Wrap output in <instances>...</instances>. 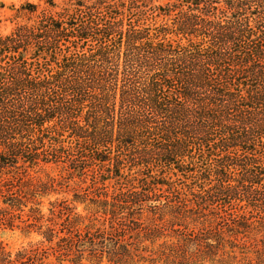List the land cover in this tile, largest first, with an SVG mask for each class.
<instances>
[{"label": "trees", "instance_id": "16d2710c", "mask_svg": "<svg viewBox=\"0 0 264 264\" xmlns=\"http://www.w3.org/2000/svg\"><path fill=\"white\" fill-rule=\"evenodd\" d=\"M121 2L0 35V225L40 236L0 241V264H264V0H174L169 23L125 27Z\"/></svg>", "mask_w": 264, "mask_h": 264}, {"label": "rangeland", "instance_id": "374dc122", "mask_svg": "<svg viewBox=\"0 0 264 264\" xmlns=\"http://www.w3.org/2000/svg\"><path fill=\"white\" fill-rule=\"evenodd\" d=\"M54 6H50L49 4L45 3L44 0H0L2 7H0V35H7L11 33L14 28L19 24H33L38 19V15L40 12L44 11L46 14H50L53 18H57V20L64 22V26L67 28L75 27L79 24L80 20L84 18L93 17L95 20L100 21L101 16L106 18V14L100 10H96L91 14L85 15L83 12L78 11H65V8L68 0H53ZM96 0H83L86 4L94 3ZM121 6L119 7V11L122 13V21L121 24L125 27L127 23H133L138 18L142 16H148L147 20L144 22L139 19V24H162L165 22H170V17L174 16V12L169 15H165L163 13V8L167 3H172L174 0H121ZM26 2L33 3L37 5V9L34 13H19L16 15V10ZM159 5L162 6V9L158 12H152L150 8L151 6ZM178 8L179 6L185 8V4L183 2L177 3ZM27 11V10H26ZM64 13V14H59ZM110 15V14H108ZM154 15V16H153ZM135 22V23H138ZM121 26V25H120ZM10 75V73H9ZM0 80H2V76L0 75ZM63 143L66 144L68 137L64 135ZM51 158L56 160L57 162H49L46 163L42 169L37 173L41 179H45V175L48 174L50 176H57L59 170L61 169V165H63V153L60 151H55L52 153ZM92 177V172L88 171L86 175L87 181ZM65 182H69V184L74 186L75 182H79L78 177H73L72 179L67 178ZM70 188V187H69ZM72 197V191H61L60 193H51L48 197L42 198V212L47 211V207L49 206L48 201L58 199H67L70 201ZM75 211L81 214H84L85 211L83 209V204L76 202L75 203ZM40 239V236L36 232H31L29 235L23 234L19 229H9L4 228L0 225V241L2 242L5 247L15 252L17 249L21 247L28 246L29 243H35Z\"/></svg>", "mask_w": 264, "mask_h": 264}]
</instances>
